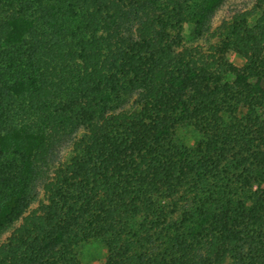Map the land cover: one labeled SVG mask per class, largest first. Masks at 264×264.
Returning a JSON list of instances; mask_svg holds the SVG:
<instances>
[{"label":"trees","instance_id":"obj_1","mask_svg":"<svg viewBox=\"0 0 264 264\" xmlns=\"http://www.w3.org/2000/svg\"><path fill=\"white\" fill-rule=\"evenodd\" d=\"M222 1L0 0V231L35 200L51 128L90 130L0 264H84L92 240L100 264H264V7L176 54Z\"/></svg>","mask_w":264,"mask_h":264},{"label":"rangeland","instance_id":"obj_2","mask_svg":"<svg viewBox=\"0 0 264 264\" xmlns=\"http://www.w3.org/2000/svg\"><path fill=\"white\" fill-rule=\"evenodd\" d=\"M259 7H264V0H223L216 8L210 31L204 36L198 37L195 35L193 23L184 25L182 32H180L182 44L176 50V54L190 48L208 50L219 42L225 27L237 17L248 15L255 22L257 17L260 16L259 12L257 13ZM135 25H137L135 26V30H137L140 22L135 21ZM96 35L97 33H92L89 37ZM230 59L239 67L245 64L244 59L239 55L232 54ZM136 103L137 96L130 99L124 108L129 111L134 110ZM121 112L124 111H118V113ZM89 132V129L81 127L72 134H64L59 130L57 124L51 128L50 134L36 157L37 166L43 174L41 173L37 185L35 200L19 220L6 224L1 229L0 247L7 243L31 216L39 214L43 207L48 204L50 191L57 180L59 172L72 157L77 143ZM201 138V135L193 127L184 126L177 130L176 140L180 146L192 148L196 146ZM78 254L84 264H100L105 260L107 250L102 242L92 240L80 246Z\"/></svg>","mask_w":264,"mask_h":264}]
</instances>
